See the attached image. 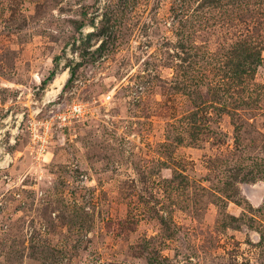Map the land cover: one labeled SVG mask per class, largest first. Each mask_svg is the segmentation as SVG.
I'll use <instances>...</instances> for the list:
<instances>
[{"label":"rangeland","instance_id":"374dc122","mask_svg":"<svg viewBox=\"0 0 264 264\" xmlns=\"http://www.w3.org/2000/svg\"><path fill=\"white\" fill-rule=\"evenodd\" d=\"M0 264H264V0H0Z\"/></svg>","mask_w":264,"mask_h":264},{"label":"built area","instance_id":"2783aa9c","mask_svg":"<svg viewBox=\"0 0 264 264\" xmlns=\"http://www.w3.org/2000/svg\"><path fill=\"white\" fill-rule=\"evenodd\" d=\"M110 96L104 97L103 101H106L109 99ZM86 113V110H84V106L81 103H73L68 107V110H65L64 112H57L56 118L61 120L62 122H65L70 119L78 118L83 116Z\"/></svg>","mask_w":264,"mask_h":264},{"label":"bare ground","instance_id":"6f19581e","mask_svg":"<svg viewBox=\"0 0 264 264\" xmlns=\"http://www.w3.org/2000/svg\"><path fill=\"white\" fill-rule=\"evenodd\" d=\"M63 80H64L63 73L56 75L52 80L51 85L53 86V88H55V90H58L61 87Z\"/></svg>","mask_w":264,"mask_h":264},{"label":"trees","instance_id":"16d2710c","mask_svg":"<svg viewBox=\"0 0 264 264\" xmlns=\"http://www.w3.org/2000/svg\"><path fill=\"white\" fill-rule=\"evenodd\" d=\"M255 55H256V52L254 51V52L250 53L249 58H252L254 60L255 59Z\"/></svg>","mask_w":264,"mask_h":264}]
</instances>
